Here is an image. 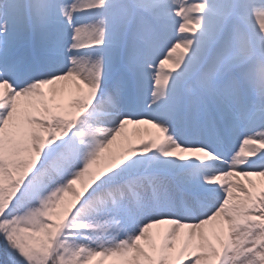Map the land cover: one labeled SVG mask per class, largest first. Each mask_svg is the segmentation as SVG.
<instances>
[{"label": "snow or ice", "instance_id": "obj_1", "mask_svg": "<svg viewBox=\"0 0 264 264\" xmlns=\"http://www.w3.org/2000/svg\"><path fill=\"white\" fill-rule=\"evenodd\" d=\"M176 7L0 0V264H264V0Z\"/></svg>", "mask_w": 264, "mask_h": 264}, {"label": "bare ground", "instance_id": "obj_2", "mask_svg": "<svg viewBox=\"0 0 264 264\" xmlns=\"http://www.w3.org/2000/svg\"><path fill=\"white\" fill-rule=\"evenodd\" d=\"M192 2H195L194 3L195 4L194 7H196L197 5L201 4L203 2V0H193ZM175 9H174V12L178 13V15H176L174 17V19L179 21V19L181 18L182 15L179 14V10H175ZM83 18L84 17H82V19ZM263 20H264V18H263ZM181 24H184V23H181ZM179 26L180 25H175V27H177V28ZM184 26L186 28V31H184V32L176 31V32L173 33V35L180 40L182 47H190L191 46L190 45V40H189L190 36L188 34V31L191 30V29L194 31V29L192 28L191 25L185 24ZM82 42L86 43L87 41H82ZM183 55H184V53L181 50L178 49L177 52L174 54V56L171 58V61L173 63L180 62L181 58L183 57ZM170 69H171V65L170 64H166L165 68L162 71H168ZM165 74H167V72H165ZM45 91L47 92V89H45ZM74 104H75V108L79 109L80 103L77 101V102H74ZM147 128H148V126H146V125H127L124 135L127 137V140L129 142H131V143H133L135 145V144H138L141 139H145L146 140V139L149 138L147 133L144 131ZM151 131L153 133H155V130H151ZM251 179H253L255 181H259L260 178L252 177ZM162 227H164V226H162ZM98 258L99 257H97V259ZM100 259L101 258H99V260ZM104 264H111V263H109L108 260H106V261H104Z\"/></svg>", "mask_w": 264, "mask_h": 264}, {"label": "rangeland", "instance_id": "obj_3", "mask_svg": "<svg viewBox=\"0 0 264 264\" xmlns=\"http://www.w3.org/2000/svg\"><path fill=\"white\" fill-rule=\"evenodd\" d=\"M192 1L193 0H177V7H176L175 10H179V14L182 15L181 18L179 19L180 23H184L185 10L195 6V4H194L195 2H192ZM193 18H195V17H193ZM88 19H89L88 16H84V18H83V20L85 22H87ZM248 25L253 31L264 32V20H263V18L257 17V18L251 19V20L248 21ZM188 34L190 36L189 40L191 41L192 35H193V30L192 29L189 30ZM21 103H24V101H21ZM73 107H75V104H73ZM2 184H3V180H2V178H0V185H2ZM3 202H4L3 201V194H0V204H2ZM160 227L163 228L162 226H160ZM158 231H159L158 229H154L153 230L154 233H156ZM182 243H183L182 241L177 243V251H179L180 248L182 247ZM96 260H99V258L98 259L96 258ZM108 262L111 263V264H114V262L111 259H109ZM93 264H96L95 260L93 261Z\"/></svg>", "mask_w": 264, "mask_h": 264}]
</instances>
